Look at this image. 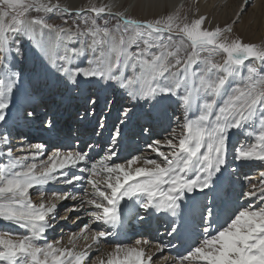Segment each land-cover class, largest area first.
<instances>
[{
	"label": "snow or ice",
	"instance_id": "1",
	"mask_svg": "<svg viewBox=\"0 0 264 264\" xmlns=\"http://www.w3.org/2000/svg\"><path fill=\"white\" fill-rule=\"evenodd\" d=\"M57 14L73 13L60 0H0V123L6 122L20 91L22 70L16 65L25 55V39L48 60L44 72L58 74V80L115 83L132 102L155 105L175 98L182 116L175 117L176 128L163 140L148 145L156 158L134 156L124 163L115 162L116 152L109 149L100 159H92L86 151H55L38 164L34 161L44 145H34L36 152L29 162L27 156L14 154L23 149H14L8 135L0 136V157L6 161H0V222L23 230V234L0 232V264H154L153 255L142 247L148 240H136L133 247L116 245L106 258L97 255L95 260L91 249L116 234L125 201L143 213L177 218L168 235L178 234L182 202L197 191L211 190L225 169L238 171L228 162L233 130L252 129L247 133L252 142L235 148L233 159L264 165V45L229 39L232 26L206 27V16L189 20L179 11L142 20L126 11L114 12L112 5L91 4L76 11L79 19L68 27L50 22ZM46 33L63 43V56L50 55L51 48L59 45L46 44ZM77 43L80 47L74 46ZM89 52L87 67H70ZM131 111L126 107L121 115L128 117ZM34 117L47 128L54 127L51 120L38 116L37 108L25 109L26 120ZM119 136L117 128L113 146ZM76 182L83 195L69 211L83 210L105 230H90L86 223L72 233L67 246L59 240L47 242L57 205L45 202L46 186ZM32 189L38 190L40 202H34ZM52 195L57 200L77 199L70 189ZM241 200L245 203L213 229L216 205L208 199L200 210L203 234L174 258V264H264V171L258 185L240 193L238 203ZM136 215L144 219L140 212ZM81 239L86 244L78 250ZM155 248L162 253L165 245Z\"/></svg>",
	"mask_w": 264,
	"mask_h": 264
},
{
	"label": "bare ground",
	"instance_id": "2",
	"mask_svg": "<svg viewBox=\"0 0 264 264\" xmlns=\"http://www.w3.org/2000/svg\"><path fill=\"white\" fill-rule=\"evenodd\" d=\"M229 2L230 0H60L61 6L68 8L71 13L86 10L91 4H95L96 6L112 5L114 12L126 11L127 15L142 20L153 19L179 11L185 8L188 3L197 4L195 11L198 16L203 15L208 19L210 12L214 14V18L212 20L208 19L206 25H209L212 28L216 26H232L233 31L229 34V37H231L232 34H235L234 27H236V29L239 28L246 30L244 33L245 37L248 36L255 41L261 40V45H264V12L262 13V11L259 10L258 0H238L240 3L237 4V2L236 5L229 4ZM252 4L254 5L249 8V13L244 15L247 8ZM246 17L252 19L253 24L251 23L250 25L249 23L244 22L243 20L246 19ZM69 18L70 15L68 14L63 15L62 17L58 14V16L51 19L50 22L62 27H68L72 25ZM64 20H68V25L63 23ZM235 24L237 25L235 26ZM260 24L262 25L260 26ZM258 26H260V28ZM259 29H261V32H259ZM44 40L46 44L51 41L59 45V42L55 41V37L50 34L46 33ZM27 42L28 41L26 40L25 55L16 65L18 71L22 70L20 91L16 94L15 106L10 107L8 110L6 122L0 123V136L8 135L11 146L14 149H23L22 151H16L14 153L15 155L27 156L29 162H33L31 158L36 152L34 145L42 144L44 145L43 152L37 156L34 161L38 164L46 161L47 157L55 151H60L62 153L67 151H86L92 159H100L108 154L109 149H112L116 152V157L114 159L115 162L118 163H124L127 159H131L134 156L156 158L155 154L150 151L148 145L153 140H163L168 135L170 129L176 128L175 117L182 116V109L179 107L178 100L172 98V100H166L162 104L155 105L154 102H132L125 91L120 89L115 83L93 80L91 82L84 81L83 83L72 84L67 82L64 78L58 80V74L52 75L44 72L43 66L48 64V60L42 55H40L41 58L39 57V59L34 46H31L29 50H26ZM69 46L71 47L73 45ZM74 46L80 47V44L77 43ZM50 55L54 58L61 56L60 47H52ZM90 57L91 53L89 52L86 57L77 58L70 67H76L77 65L80 67H87V60ZM57 62L62 63V61L59 60ZM126 74H130V72ZM78 80H84V78L79 77ZM52 89L53 91L56 90L57 93H52ZM27 93L31 96L35 94L37 100H39V102L43 101L45 104L48 103L47 99L52 96L53 101L50 105L47 107H40L37 109V112L38 116L42 117L44 120H51L54 127H58L57 129L47 128L41 123L45 130L40 132L38 129H40L41 125L35 128L34 123H31L32 125H30L24 116L21 115V117L19 115L22 98ZM88 96L91 97L88 98ZM56 98L59 100L54 103ZM90 99L96 100L97 103L92 104ZM84 100H89V102L84 103L79 107L78 105ZM108 103L109 108L104 110ZM71 105H74L73 112H70ZM126 107L132 108V111L129 113L128 117H123L121 113ZM67 108H69L68 114L66 113ZM104 112L106 115L101 121ZM65 113L67 115H65ZM74 115L76 116L75 119L73 118L74 121L77 119H84V115H88L85 116L88 121L95 119L93 123V125H95L94 141H86L79 144L78 140L77 145H80V147L71 146L70 142L72 141V138L70 135L68 136L66 134L70 131L68 128L70 117L72 118ZM90 115H92L91 118ZM137 118L140 120H136ZM32 120L40 122V120L35 117L30 121ZM136 121L139 123L137 124ZM101 124H103V127L100 126ZM153 124L155 129L152 130V133L150 134ZM139 126H141V128ZM142 127H144L143 130L147 129V132H143ZM32 128H35V130ZM117 128L120 130L119 137L123 139L125 138V140H122L123 142L120 143L118 142V137L113 146L112 136ZM177 131H179V129H177ZM250 131H252L251 128H244L240 131L233 130V132L230 133L228 162L232 167H236L238 171L236 173H231L228 169H225L219 181H214L211 190H206L205 193L197 191L190 194V199L186 198L185 201L182 202V214L179 218V222L183 217L182 215L186 214L185 212H187V217L190 222H192V226L188 229V232H186L188 237L183 239L179 237L176 242L174 241V243L168 245V241L166 240L169 238V235L165 234V231L171 227L172 222L177 218H174L173 221L167 219L169 221L165 223V217L168 216V214L155 212L143 213L138 206L132 207L130 202L125 201L122 205L124 210L122 224L115 230L116 234L108 237L106 240L102 239L99 245H94L91 249V257L96 258L97 255H104L106 258L107 253L111 252L116 245L133 247L136 246V240H148L150 243L142 245V247L147 254L153 255L154 264H174V258L186 253L189 246L196 242L199 236L203 234V221L200 218V210L207 203L208 199H212L216 205L214 211L217 221L213 224V229H215L223 225L229 217L235 213L243 203H245L242 200L238 203L240 193L249 190L251 185L259 184V173L260 171H264V165H261L260 162H252L250 164L254 165V176H250L249 173H244L240 176L242 171H246V169L251 167L246 166L248 164H240V162L233 159L235 148L240 147L241 145L247 146L252 142L251 137L247 135ZM59 132L64 133L63 140L59 139ZM16 135L24 136L17 138L14 137V139L13 136ZM71 136L73 135L71 134ZM138 142L139 144H137ZM84 146H90V148H92L90 150H85L86 147ZM105 149L107 150L106 153L104 152ZM0 161L6 162L4 157H0ZM76 174L80 173L77 172ZM83 175L86 176L87 174L84 173ZM246 176L250 177L251 180L249 181L248 179H245ZM68 189H70L77 197L76 200H57L52 195L53 192H62ZM31 191L33 193L32 198L34 202H40V197L36 194L38 190L32 189ZM82 195L83 192L81 190L80 182H76L75 186L64 185L62 183H50L46 186V195L44 197L45 202L48 204L55 203L57 205L55 213L57 219L54 221L55 226L49 229L46 233L47 242L54 243L59 240L67 246L68 238L72 233L79 232L86 223L89 225L90 230H105L104 226L93 224L91 218L87 217L83 210L69 211V209L74 208L79 204ZM125 205H128V207H125ZM220 207H224L226 212L227 216H224V218H221V215L218 212ZM137 212H140L144 216L143 220L139 219L136 215ZM63 217H67V219H63ZM154 222H156V225L161 229L154 231V228L150 226ZM59 226H61L60 229L55 231V227ZM0 229L2 232L10 231L15 234H23L22 229H18L5 222H0ZM182 230L183 227L181 226L178 229L179 234ZM136 237L137 239L135 240L134 238ZM180 241H182V244L177 247L176 243H179ZM90 242L91 241H88L87 243ZM41 243H43V241H41ZM85 244L86 242L84 240H78L77 249L79 250L83 248ZM157 244L165 245V249L162 253L156 251L155 246ZM164 257H168V259H164Z\"/></svg>",
	"mask_w": 264,
	"mask_h": 264
},
{
	"label": "rangeland",
	"instance_id": "3",
	"mask_svg": "<svg viewBox=\"0 0 264 264\" xmlns=\"http://www.w3.org/2000/svg\"><path fill=\"white\" fill-rule=\"evenodd\" d=\"M238 2V0H230V2H229V4H232V5H236V3ZM240 2H238L237 4H239ZM255 4V3H254ZM254 4H252L250 7H248L247 8V10H246V13L244 14V15H247L248 13H249V8H251ZM196 5L197 4H190V3H188L187 4V6L185 7V8H183V9H181V10H179V13H180V15L181 16H187L188 17V19L190 20V19H192L193 17H195V16H198L197 15V12L195 11V7H196ZM258 8H259V10L260 11H262V13L264 12V0H258ZM74 13L75 12H73V14L72 15H70V20H71V22H73V20L75 21V18H76V20L77 19H79L78 17H76L75 15H74ZM261 13V14H262ZM213 13H209V15H208V19L209 20H212L213 18H214V14L212 15ZM56 16H58V14L56 15ZM213 16V17H212ZM73 17H75V18H73ZM190 17V18H189ZM192 17V18H191ZM244 22H246V23H249L250 25H251V23L253 24V21H252V19H250V18H248V17H246V19H244L243 20ZM238 24V23H237ZM237 24H235V26L237 25ZM262 24H260V26H261ZM249 26V25H248ZM260 26H258L259 28H260ZM206 27H210L209 25H206ZM214 28V27H213ZM239 29V28H238ZM238 29H236V27H234V33L235 34H232L231 35V37H229V39H231V38H234V37H239L240 39H242L245 43H253V44H257V45H261L262 44V42H261V40L260 41H255V40H252L251 38H249L248 36L247 37H245V35H244V33H245V31L246 30H243V29H239V31H238ZM259 32H261V29H259ZM25 41L26 40H23V43H24V45H25ZM32 45L30 44V42H27V44H26V50H29L30 49V47H31ZM59 47H60V55L61 56H63L64 55V45H63V43H60L59 42ZM36 50V49H35ZM36 53H37V57L39 58H41V54L40 53H38V51L36 50ZM39 58V59H40ZM52 88H53V86H52ZM60 91V90H59ZM89 97H91V96H88V98ZM56 99H58V98H56ZM59 100V99H58ZM109 103H108V105H107V107L104 109V110H106V109H108L109 107ZM69 110V108H67L66 109V113L68 114V111ZM73 110H74V105H71V107H70V112H73ZM113 110V109H112ZM111 110V111H112ZM65 113V115H67ZM20 115V114H19ZM106 115V113L104 112L103 114H102V117H101V121L103 120L102 118L104 117ZM21 116V115H20ZM91 116L92 115H90V118H91ZM110 116H111V114H110ZM22 117V116H21ZM20 117V118H21ZM75 115L71 118L70 117V122L71 123H73V121H74V119H75ZM74 118V119H73ZM111 118V117H110ZM41 122H37L36 124H40ZM30 125H32V124H30ZM29 125V126H30ZM145 127V126H144ZM144 127H142V131L143 132H147V129H145V130H143L144 129ZM172 129H170V131H171ZM143 132H142V135H143ZM169 133V132H168ZM22 136H24V135H16V136H13V138L14 137H22ZM137 138V137H136ZM15 139V138H14ZM49 139V138H48ZM163 139V138H162ZM134 141H136V140H134ZM137 144H139V142L137 143ZM101 147H103V146H101ZM92 148V147H91ZM90 148V146H88V147H86V149L85 150H90L91 149ZM102 149V148H101ZM138 149H140V148H138ZM105 153L107 152V150L105 149V151H104ZM185 213H187V212H185ZM19 229V228H18ZM58 229H60V228H56L55 229V231H58ZM0 232H2V230L0 229ZM138 237V236H137ZM137 237L136 238H134L135 240L137 239ZM134 240V241H135ZM94 258L95 257H93L92 259L94 260Z\"/></svg>",
	"mask_w": 264,
	"mask_h": 264
}]
</instances>
